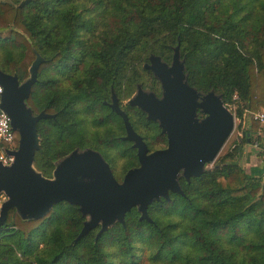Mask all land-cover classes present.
<instances>
[{"label":"trees","instance_id":"16d2710c","mask_svg":"<svg viewBox=\"0 0 264 264\" xmlns=\"http://www.w3.org/2000/svg\"><path fill=\"white\" fill-rule=\"evenodd\" d=\"M179 41L190 84L238 104L243 142L200 177L182 178L184 195L153 202L152 223L133 208L125 224L75 241L86 220L78 206L63 201L36 220L11 209L0 264H264V174L241 165L252 138L245 112H264V0L0 1V68L24 81L36 54L44 58L28 104L57 113L38 125L35 166L49 178L76 148L65 140L68 114L74 125L97 120L112 86L121 100L138 83L155 89L144 64L152 54L171 61ZM145 116L137 110L138 125Z\"/></svg>","mask_w":264,"mask_h":264},{"label":"water","instance_id":"95a60500","mask_svg":"<svg viewBox=\"0 0 264 264\" xmlns=\"http://www.w3.org/2000/svg\"><path fill=\"white\" fill-rule=\"evenodd\" d=\"M173 52L171 64L155 54L145 64L160 81L162 96L140 84L128 101L168 135L166 149L148 153L147 144L133 129L113 90L110 105L124 119V139L134 142L140 161V166L130 169L122 182L115 178L103 155L90 148L75 149L56 162L53 177L44 176L35 166L36 153L41 148L38 125L55 114L45 110L35 114L28 104L44 58L36 54L30 76L24 81H20L18 73L0 68L4 87L1 109L19 134L18 148L9 151L14 156L13 163L6 166L0 162V194L7 197L0 208V227L6 224L11 209L23 220H36L66 201L78 206L86 218L75 241L100 226L98 238L116 223L125 224L133 208L138 209L142 220L152 223L148 209L153 202L170 200L171 192L184 195L180 179L190 182L209 170L235 129L236 116L222 93L214 89L204 93L190 85L180 41Z\"/></svg>","mask_w":264,"mask_h":264},{"label":"flooded vegetation","instance_id":"af4514ba","mask_svg":"<svg viewBox=\"0 0 264 264\" xmlns=\"http://www.w3.org/2000/svg\"><path fill=\"white\" fill-rule=\"evenodd\" d=\"M166 62L171 64L172 60L166 61ZM147 63H149V61ZM145 64H144V67H145ZM147 70H149L154 76L153 72L150 69H147ZM158 82H159V86L154 85L155 89H152L151 88L152 84L150 85L151 86L150 87L149 83L147 85L148 87H145V85H143L142 83H138L137 89H138V85L141 84L143 89L148 90V91H153L156 93L157 96L161 97L163 93V89H162V85L159 80ZM154 84H157V83H154ZM137 89H136V92H137ZM113 90L119 99L120 107L127 113L129 121L133 129L142 136L144 142L147 144L148 153H152L157 150L166 149L169 146L168 135L162 132V129L160 128L159 124L155 121L149 120L147 118V114L143 112L138 106H132L128 102L126 104H123L120 96L115 91L114 86L111 87V94L109 96V99H105L102 102L103 105L105 106L103 107L101 105L98 108L99 116L97 120L93 122L91 121L90 123H87V124H84V120H82L81 123L79 121V123L74 125L71 113L68 114L69 119L66 121V126H65L67 128L65 140H66V143L68 144L75 143L76 144L75 149L79 148L83 150V149L90 148V149L100 152L105 158V160L109 163L115 178L119 182H122L125 178V175L130 169L140 166V161L138 158V150L134 147V142L124 139L127 136V129H126L124 119L115 110H113L110 105L112 103ZM137 110L142 111L146 115L145 117L147 120L145 121L141 120L142 122H139L141 123V125H138L135 119V114L137 113ZM51 114H55V117L52 119L57 120V113H51ZM201 116H204V115L202 114ZM88 141H91V142H88ZM56 143H59V141L56 140ZM84 143L87 144L84 148L79 146L80 144H84ZM108 150L111 151L113 154V159L115 163L114 166L116 167V172L113 169L114 166L109 161V159H111L112 157L109 158L106 153ZM55 168H56V163H55ZM52 177H53V174H52ZM181 179H180V182H181Z\"/></svg>","mask_w":264,"mask_h":264},{"label":"built area","instance_id":"2783aa9c","mask_svg":"<svg viewBox=\"0 0 264 264\" xmlns=\"http://www.w3.org/2000/svg\"><path fill=\"white\" fill-rule=\"evenodd\" d=\"M3 92L4 87L0 83V162L7 166L12 164L14 161V156L9 154V151L16 150L18 148V144H16L17 132L12 128L10 117L3 109H1ZM248 115L249 116L247 117L250 122L254 120L258 122L261 127H264V112L251 111ZM252 145L264 159V136L262 138L255 139L252 142ZM6 199L7 197L5 194H0V208Z\"/></svg>","mask_w":264,"mask_h":264},{"label":"rangeland","instance_id":"374dc122","mask_svg":"<svg viewBox=\"0 0 264 264\" xmlns=\"http://www.w3.org/2000/svg\"><path fill=\"white\" fill-rule=\"evenodd\" d=\"M0 1H4V0H0ZM133 96V95H132ZM131 98V97H130ZM130 98H128V99H124V100H122V102H123V104H126L129 100H130ZM238 107V104H236L235 106H232V108H230L231 110H232V112L235 114V116H236V109H237V107ZM250 110H248V111H246L245 113L247 114V116H249L248 114H250ZM254 112V111H253ZM247 119H248V117H247ZM249 120V119H248ZM84 124H87V120H84ZM240 126V119L239 118H237V116H236V124H235V129H234V131H233V133L231 134V136L229 137V139H228V141L226 142V144H225V146H224V148L222 149V151L220 152V154H219V156H218V158L220 157V156H222V155H224L227 151H229V150H231L233 147H235V145L237 144V143H241V141L244 139V132L242 133V128H240L239 127ZM249 141H250V139H249ZM41 142H42V138H41ZM243 142V141H242ZM248 144L249 143H245L244 144V146L245 147H247L248 146ZM247 145V146H246ZM253 151L255 152V153H259V152H257V150L255 149V148H253ZM107 153V155H108V157L110 158V157H112L111 159H109L108 157V159H109V161L112 163V165L114 166L115 165V163H114V159H113V154H112V152L111 151H107L106 152ZM246 157H247V155L244 153V155H243V157H242V159H241V165L249 172L250 171V160H248V159H246ZM217 158V159H218ZM259 158V159H258ZM260 158H261V162H262V156H261V154L259 153V155L257 156V161H259L260 160ZM216 159V160H217ZM215 160V161H216ZM264 160V159H263ZM249 163V164H248ZM214 165H215V162L211 165V166H209V170H211L213 167H214ZM121 168V167H120ZM114 171L116 172V167L114 166ZM122 169H123V167H122ZM121 169V170H122Z\"/></svg>","mask_w":264,"mask_h":264},{"label":"crops","instance_id":"0c3cea01","mask_svg":"<svg viewBox=\"0 0 264 264\" xmlns=\"http://www.w3.org/2000/svg\"><path fill=\"white\" fill-rule=\"evenodd\" d=\"M246 111H248V110H246ZM246 117H247V114L245 113V121H244V123L246 124L247 130L251 131V132H249L248 135L252 137L251 140L248 141V143H249L248 146L246 145L247 147H244V153L247 155L246 159L250 160L249 163H250L251 167H250V171L249 172L253 173V174H257V175H262V174H264V160L262 159V162H261V158H260V160L257 161V156L259 155V153H255L253 151V145H252L251 141H252V139L255 140L257 138H262L264 136V127H261L259 125V129L257 131L253 130V132H252V130H251L252 129L251 122L248 119H246Z\"/></svg>","mask_w":264,"mask_h":264}]
</instances>
